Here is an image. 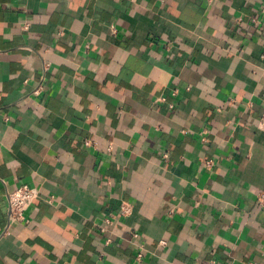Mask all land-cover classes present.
<instances>
[{"label":"crops","instance_id":"1","mask_svg":"<svg viewBox=\"0 0 264 264\" xmlns=\"http://www.w3.org/2000/svg\"><path fill=\"white\" fill-rule=\"evenodd\" d=\"M263 7L0 0V264H264Z\"/></svg>","mask_w":264,"mask_h":264},{"label":"built area","instance_id":"2","mask_svg":"<svg viewBox=\"0 0 264 264\" xmlns=\"http://www.w3.org/2000/svg\"><path fill=\"white\" fill-rule=\"evenodd\" d=\"M264 11V7H263ZM5 183V180H1ZM8 210H9V223L8 228L15 222L28 223L30 220L27 218L26 211L31 207L36 199L40 197V190L36 186L30 184H21L15 188L6 189ZM259 202L264 208V191L260 194ZM49 203L52 202L50 198ZM131 208L128 204H123L121 208V214H129Z\"/></svg>","mask_w":264,"mask_h":264}]
</instances>
